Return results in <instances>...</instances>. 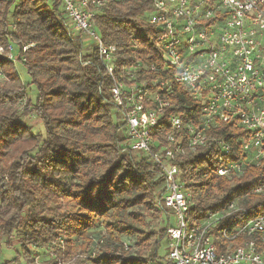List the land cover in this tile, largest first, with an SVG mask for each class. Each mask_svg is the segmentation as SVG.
Instances as JSON below:
<instances>
[{"label": "trees", "instance_id": "16d2710c", "mask_svg": "<svg viewBox=\"0 0 264 264\" xmlns=\"http://www.w3.org/2000/svg\"><path fill=\"white\" fill-rule=\"evenodd\" d=\"M150 10L149 0H131L109 1L95 11L103 42L118 48L117 66L158 62L157 32L145 20ZM0 45V247H16L13 262L46 256L44 264H173L159 254L162 242L168 246L161 170L148 155L125 146L110 79L95 48L84 52L60 0H0ZM8 46L14 61L7 58ZM16 61L25 66L34 100ZM143 75L154 78L153 71ZM170 101L165 117L180 113L183 122L197 120L199 104L181 86ZM32 113L43 135L23 120ZM157 130L155 137L163 141L170 131L166 118ZM213 133L230 143L232 159L239 158V130L223 123ZM216 153L209 145L176 161L183 171L191 168L184 183L192 195V220L233 199L251 215L263 213V169L247 166L230 180L220 177ZM150 216L163 219L156 232L144 228Z\"/></svg>", "mask_w": 264, "mask_h": 264}, {"label": "built area", "instance_id": "2783aa9c", "mask_svg": "<svg viewBox=\"0 0 264 264\" xmlns=\"http://www.w3.org/2000/svg\"><path fill=\"white\" fill-rule=\"evenodd\" d=\"M109 1L131 0H60L69 28L84 43H96L93 48L110 79L111 100L124 123L125 146L148 155L161 170L166 258L173 264H264V212L251 215L233 199L193 221L192 195L184 183L191 168L183 171L176 162L213 145L218 176L230 180L247 166L264 173V0H149L145 20L157 32L158 62L121 67L118 48L103 42L94 21L97 8ZM6 55L16 59L11 46ZM145 71H153L154 78L144 76ZM175 86L199 104L195 122H183L180 113L165 117ZM164 118L170 131L161 141L155 132ZM223 123L240 132L235 137L237 159L230 157V143L213 133Z\"/></svg>", "mask_w": 264, "mask_h": 264}, {"label": "rangeland", "instance_id": "374dc122", "mask_svg": "<svg viewBox=\"0 0 264 264\" xmlns=\"http://www.w3.org/2000/svg\"><path fill=\"white\" fill-rule=\"evenodd\" d=\"M18 1V0H16ZM47 2H51V0H45ZM96 43L92 42L90 40L85 41V49L84 52L88 53L91 48L95 47ZM15 69L21 79V81L26 85L27 89L26 91H28V95L31 99H35V88L33 85L29 84L30 83V77L25 69V66L23 65V63L16 61L15 62ZM0 78H2V76L0 75ZM22 106H20V110L22 111ZM24 121H26V123H28L29 125L33 126V131L35 133H39V134H44V127L43 125L40 123L39 119L35 116V114H30L29 116H25ZM163 219L161 218V216L159 217H155V216H150L145 223V230L147 232H156L159 228H161L163 226L162 224ZM166 238V237H165ZM124 241L128 244H133L134 239H129V238H125ZM134 249H131V252H133ZM159 254L162 257H166L167 255V244L163 245V242L159 248ZM16 247H6L5 245H1L0 247V264H5V262H8V264H44V259H47L46 256H43L41 258H36V259H32L30 263H28L26 261L25 258L23 257H18L16 262H13V258L16 257ZM10 261V263H9ZM73 262L70 261L69 264H72ZM86 264H89V260H85ZM63 264H67V262H63Z\"/></svg>", "mask_w": 264, "mask_h": 264}]
</instances>
